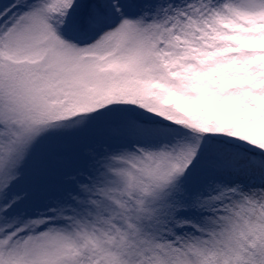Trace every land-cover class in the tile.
<instances>
[{
    "label": "snow or ice",
    "instance_id": "obj_1",
    "mask_svg": "<svg viewBox=\"0 0 264 264\" xmlns=\"http://www.w3.org/2000/svg\"><path fill=\"white\" fill-rule=\"evenodd\" d=\"M0 264H264V0H0Z\"/></svg>",
    "mask_w": 264,
    "mask_h": 264
}]
</instances>
